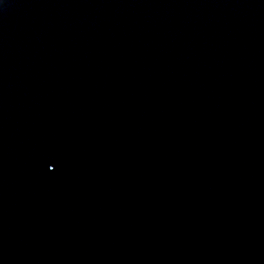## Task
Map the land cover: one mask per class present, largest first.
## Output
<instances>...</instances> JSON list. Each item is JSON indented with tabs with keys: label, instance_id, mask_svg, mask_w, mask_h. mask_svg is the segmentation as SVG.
<instances>
[{
	"label": "water",
	"instance_id": "1",
	"mask_svg": "<svg viewBox=\"0 0 264 264\" xmlns=\"http://www.w3.org/2000/svg\"><path fill=\"white\" fill-rule=\"evenodd\" d=\"M0 264H264V0H5Z\"/></svg>",
	"mask_w": 264,
	"mask_h": 264
},
{
	"label": "snow or ice",
	"instance_id": "2",
	"mask_svg": "<svg viewBox=\"0 0 264 264\" xmlns=\"http://www.w3.org/2000/svg\"><path fill=\"white\" fill-rule=\"evenodd\" d=\"M5 0H0V5H4Z\"/></svg>",
	"mask_w": 264,
	"mask_h": 264
}]
</instances>
